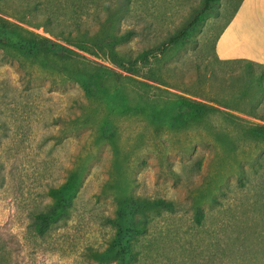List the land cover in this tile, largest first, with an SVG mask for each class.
<instances>
[{
  "label": "rangeland",
  "instance_id": "obj_1",
  "mask_svg": "<svg viewBox=\"0 0 264 264\" xmlns=\"http://www.w3.org/2000/svg\"><path fill=\"white\" fill-rule=\"evenodd\" d=\"M202 1L0 0V18L68 45L51 32L94 33L114 15L108 6L123 5L120 29L139 34L118 46L136 53L160 46ZM236 3L219 0L183 49L159 47L144 72L169 92L130 86L133 106L147 94L215 109L194 126H159L142 113L110 109L56 67L0 47V264H96L89 250L107 246L119 200L129 194L176 206L149 213L132 264H264V121L249 115L264 104L242 97L257 84L244 63H220L212 50ZM85 55L114 67L104 55ZM254 69L264 83L263 68ZM105 119L113 142L101 136ZM73 169L83 184L67 215L38 234L36 215L52 203L48 190Z\"/></svg>",
  "mask_w": 264,
  "mask_h": 264
},
{
  "label": "trees",
  "instance_id": "obj_2",
  "mask_svg": "<svg viewBox=\"0 0 264 264\" xmlns=\"http://www.w3.org/2000/svg\"><path fill=\"white\" fill-rule=\"evenodd\" d=\"M219 0H203L201 6L196 10L189 22L179 28L176 32L169 34L160 46H149L133 53L131 49L118 46L121 43L132 41L139 34L138 30L131 27L120 29L119 21L121 13L124 12L123 5L108 6V12H114L109 19L105 18L100 22V28L94 33L77 29V33L51 32L54 37L63 39L68 45H63L28 31L18 24L11 23L0 18V47L10 49L20 55L29 58L34 63L44 67H56L68 79L77 82L86 95L91 98L107 101L110 109H117L122 113H142L151 122L159 126H194L215 110L197 100L183 96H176L173 99L153 101L152 98L143 94L140 96L141 104L132 105L128 98L131 84L140 83L143 86L142 92H169L161 87L154 86L148 82L160 83L144 72L146 66L152 62V57L157 58L156 51L159 47L174 46L183 49L190 39V35L205 20L214 5ZM243 0H237L236 5L228 16L222 29L219 31L212 43L213 54L215 55V43L223 29L231 21ZM57 34V36H56ZM85 54L91 56L104 55L114 66H107L95 60H91ZM232 62H243L246 71L252 81H256V90L249 94V86L242 90V97L256 101V105L264 104V83L260 81V75L255 71V66L260 64L250 61L235 60ZM263 68L264 72V67ZM136 76L143 79H138ZM162 84V83H160ZM131 90V89H130ZM134 92V91H133ZM253 96V97H252ZM249 115L264 121V108L258 110L253 108ZM113 125L106 119L101 125V136L113 142L115 132ZM83 184V174L80 169H73L67 175L65 181L57 187L48 190L52 203L45 212L36 215L35 231L38 234L45 233L51 222L65 217L68 213L73 199ZM176 209L173 201L164 198H145L125 195L119 200L116 216L111 219L115 227L114 235L109 239L107 246L102 249L90 248L89 255L96 264H132L137 258L135 241L140 234L147 231L149 213H160L162 211L172 212ZM197 221H200L201 210L197 211Z\"/></svg>",
  "mask_w": 264,
  "mask_h": 264
},
{
  "label": "crops",
  "instance_id": "obj_3",
  "mask_svg": "<svg viewBox=\"0 0 264 264\" xmlns=\"http://www.w3.org/2000/svg\"><path fill=\"white\" fill-rule=\"evenodd\" d=\"M220 61H250L264 67V0H243L215 43Z\"/></svg>",
  "mask_w": 264,
  "mask_h": 264
}]
</instances>
